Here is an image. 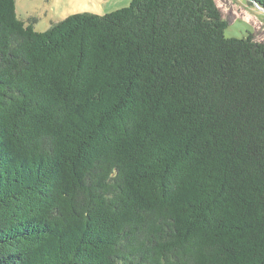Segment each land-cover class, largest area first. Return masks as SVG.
<instances>
[{
	"label": "trees",
	"instance_id": "1",
	"mask_svg": "<svg viewBox=\"0 0 264 264\" xmlns=\"http://www.w3.org/2000/svg\"><path fill=\"white\" fill-rule=\"evenodd\" d=\"M16 1L0 0V264H264V41L227 37L216 0L45 31Z\"/></svg>",
	"mask_w": 264,
	"mask_h": 264
},
{
	"label": "rangeland",
	"instance_id": "2",
	"mask_svg": "<svg viewBox=\"0 0 264 264\" xmlns=\"http://www.w3.org/2000/svg\"><path fill=\"white\" fill-rule=\"evenodd\" d=\"M132 0H17L20 19L29 23L35 19V29L45 31L54 23L75 13L106 14L127 6ZM227 22L225 35L242 38L252 34L264 41V10L250 0H216Z\"/></svg>",
	"mask_w": 264,
	"mask_h": 264
},
{
	"label": "water",
	"instance_id": "3",
	"mask_svg": "<svg viewBox=\"0 0 264 264\" xmlns=\"http://www.w3.org/2000/svg\"><path fill=\"white\" fill-rule=\"evenodd\" d=\"M254 4H255L256 6H258L259 8H261L262 10H264V8L260 7L256 2H254Z\"/></svg>",
	"mask_w": 264,
	"mask_h": 264
}]
</instances>
